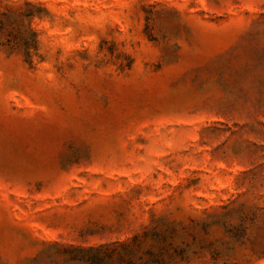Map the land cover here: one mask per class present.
I'll return each mask as SVG.
<instances>
[{"label": "rangeland", "instance_id": "374dc122", "mask_svg": "<svg viewBox=\"0 0 264 264\" xmlns=\"http://www.w3.org/2000/svg\"><path fill=\"white\" fill-rule=\"evenodd\" d=\"M0 264H264V0H0Z\"/></svg>", "mask_w": 264, "mask_h": 264}]
</instances>
